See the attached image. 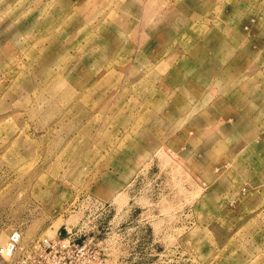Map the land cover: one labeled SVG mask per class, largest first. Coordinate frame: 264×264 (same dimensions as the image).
I'll use <instances>...</instances> for the list:
<instances>
[{
	"label": "rangeland",
	"instance_id": "374dc122",
	"mask_svg": "<svg viewBox=\"0 0 264 264\" xmlns=\"http://www.w3.org/2000/svg\"><path fill=\"white\" fill-rule=\"evenodd\" d=\"M262 98L264 0H0V246L264 264Z\"/></svg>",
	"mask_w": 264,
	"mask_h": 264
},
{
	"label": "built area",
	"instance_id": "2783aa9c",
	"mask_svg": "<svg viewBox=\"0 0 264 264\" xmlns=\"http://www.w3.org/2000/svg\"><path fill=\"white\" fill-rule=\"evenodd\" d=\"M21 241V231L13 229L9 232L6 241L0 246V255L8 260L7 264H16L18 261L20 263L24 262L30 254L24 255L22 253L21 257L18 258V248ZM41 242H47L48 239L40 240L37 245L41 246Z\"/></svg>",
	"mask_w": 264,
	"mask_h": 264
},
{
	"label": "crops",
	"instance_id": "0c3cea01",
	"mask_svg": "<svg viewBox=\"0 0 264 264\" xmlns=\"http://www.w3.org/2000/svg\"><path fill=\"white\" fill-rule=\"evenodd\" d=\"M216 98L217 101L220 102H225V101H230V104H221V106L223 107V110L228 111V113H224V114H228V116H232L233 114H235V111L238 109V103L237 101H250V100H256L255 98L251 97V95L248 94H238V93H234V92H226V93H222V94H217ZM264 99V98H262ZM226 107V108H225ZM234 112V113H233ZM224 139H229L230 141H223V144L225 146H227L228 148H238L240 146V140H237L239 138H235L236 140L232 139L231 137H225Z\"/></svg>",
	"mask_w": 264,
	"mask_h": 264
}]
</instances>
